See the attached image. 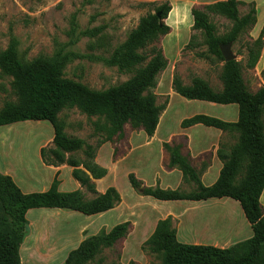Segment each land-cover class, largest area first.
I'll return each mask as SVG.
<instances>
[{
  "label": "trees",
  "instance_id": "16d2710c",
  "mask_svg": "<svg viewBox=\"0 0 264 264\" xmlns=\"http://www.w3.org/2000/svg\"><path fill=\"white\" fill-rule=\"evenodd\" d=\"M248 5L249 11L241 16L240 6ZM172 6L169 2L159 6L155 13L140 19L138 27L119 45L109 58H102L111 67L131 78L106 90L91 89L85 84L65 77V69L75 55L58 50L52 57L39 56L27 61L20 57L19 42L14 34L8 48L0 53V69L12 77V88L17 101H7L0 108V126L26 121H47L54 129L53 147L41 149L46 165L72 167V177L93 197L83 190L61 192L60 172L56 173L51 188L46 192L24 193L16 182L0 172V264H23L20 255L26 237L27 213L33 209L72 210L87 216L107 213L122 202V196L114 186L104 193L98 191L96 180L104 178L108 171L96 162V151L103 144L124 140L126 125L143 130L152 138L158 128L161 115L169 98L159 104L154 92L160 73L169 65L162 48L154 45L161 37L172 32L168 19ZM160 14V15H159ZM193 29L200 31L207 52L197 56H210L224 62L221 80L223 89L214 90L201 77H194L191 85H184L175 74L172 89L188 100L205 101L218 105H237L238 120L224 121L206 114L184 119L183 129L196 125L215 128L230 134L233 144L220 143L218 158L223 164L217 181L206 186L202 170H197L189 155L183 154L184 144L164 143L170 155L169 168L181 171L183 180L194 184L190 193L178 189H164L160 185L146 186L135 173L128 174L132 189L141 196L158 201H204L230 198L238 201L253 230V237L229 248L181 243L177 238L176 220L172 216L160 219L153 234L142 244V251L156 255L159 264H264V87L251 92L242 75L243 64L233 60L225 62L221 46L237 43L242 35L257 23L254 2L220 0L206 4L202 9L193 8ZM210 14L222 16L233 25L225 35H218ZM195 47L193 38L187 49ZM264 48V26L259 37L247 46L246 67L255 69ZM77 108L94 121L95 134L100 138L97 145L71 137L65 132L66 124L59 116L65 109ZM83 151L85 158L76 153ZM83 167L84 169L80 168ZM10 220V224L6 222ZM130 222L116 225L109 232L87 237L78 248L71 251L64 264H89L105 248L114 247L126 238Z\"/></svg>",
  "mask_w": 264,
  "mask_h": 264
},
{
  "label": "rangeland",
  "instance_id": "374dc122",
  "mask_svg": "<svg viewBox=\"0 0 264 264\" xmlns=\"http://www.w3.org/2000/svg\"><path fill=\"white\" fill-rule=\"evenodd\" d=\"M207 1L214 3L220 0H0V53L8 48L12 34L19 42L20 57L27 61L39 56L52 57L58 50L64 49L75 54L64 71L66 78L85 84L91 89L106 90L126 82L132 74L122 73L116 67H108L102 58H109L138 27L142 17L155 13L159 6L169 2L172 11L165 22L171 26L172 32L154 43L163 49L169 60L167 71L160 73L158 85L154 90L158 95L159 104H164L169 98L160 118L161 127L157 140L179 138L181 143H184L186 138L183 134L190 132L193 135L198 134L199 137L220 139V143L233 144L235 139L228 133L223 132L220 135L212 133L204 126L198 127L199 129L195 131H188V128L181 127L180 122L197 114L235 122L238 120L237 105L224 106L188 100L172 89L171 80L175 74L181 77L184 85H191L194 77H201L206 79L214 90L223 89L220 74L224 62L213 56L209 59L197 56L199 52H207L208 47L204 43L202 33L193 29L191 10L202 9ZM249 9L248 5L240 6V15H245ZM210 19L220 36L228 33L233 25L230 20L219 15L210 14ZM260 33L261 31L252 28L242 35L240 41L232 44L236 60L243 64L242 75L251 92H257L264 87V48L255 69L246 67L247 46L254 42ZM192 38L195 47L187 49V44ZM12 80L11 76L4 74L0 69V108L7 101H17ZM59 118L65 122V132L69 136L81 138L87 144L97 145L100 138L94 131L96 118L88 117L77 108L65 109ZM0 128L7 132L3 135L4 138L13 139L12 144L17 143V148H20L23 154L26 152L28 154L29 150L30 154L34 155L35 150L53 147L54 129L47 121L19 122L15 126L11 124ZM149 138L143 130H134L130 125H126L124 140L107 141L96 151V162L108 171L104 178L99 179V188L106 190L110 186L116 187L123 198V203L108 213L91 218L90 221L86 219L83 222H88L84 236L95 235L101 230L109 232L116 225L125 222H130L131 228L126 238L119 240L112 248H105L89 264L160 263L156 255L142 251L141 247L145 241L140 233L146 234L148 228L164 217L167 211H179L184 206L141 196L129 184L127 176L129 172L145 171L148 177L158 166L154 158L149 160L148 156L132 151L133 145L141 149ZM75 156L79 159L85 158L83 151L76 153ZM80 168L84 169L82 166ZM179 189L190 193L195 187L193 183L183 180ZM83 190L88 198L93 197L85 188ZM34 213L38 212L30 214V220L33 219ZM41 218L43 219L35 226V233L40 241L31 250L30 256L23 253L21 260L23 264H64L72 245L65 248L64 253L53 257L52 252L61 242H55L54 246L50 243L52 239L55 240L54 235L59 234L60 240L57 239L63 241L61 245H65L66 239L74 235L78 224L68 221L64 216L44 215ZM6 222L10 224V220L6 219ZM33 229L28 225L26 235L32 233Z\"/></svg>",
  "mask_w": 264,
  "mask_h": 264
},
{
  "label": "crops",
  "instance_id": "0c3cea01",
  "mask_svg": "<svg viewBox=\"0 0 264 264\" xmlns=\"http://www.w3.org/2000/svg\"><path fill=\"white\" fill-rule=\"evenodd\" d=\"M241 1L246 3L254 2L256 4L257 23L254 28H256L257 31H261L264 26V0ZM207 2V4H210V1ZM165 71H167V69ZM172 81L173 80H171V82ZM160 122L155 135L152 138H149V140L145 141L141 149H137L134 145L132 149L134 153L138 152L148 156L149 160L154 158L156 162H158V166L153 171V174L149 175L148 177L144 171L146 168L143 170L144 173H133H135L136 176L142 180L146 186L160 185L164 189H178L183 181V176L181 171L178 169L168 167L170 155L165 150L164 143L173 144L174 142L181 143V141L179 138H161L157 140L161 127ZM17 124L18 123H14L12 126ZM200 126L203 125L193 126L188 128V131H195L196 129H199L198 127ZM2 129L3 128H0V172L4 175L10 176L24 193L48 191L51 188L54 177L58 170L60 172L59 178L61 180V184L59 190L61 192L83 190L80 183L72 177V167L68 165H61L59 167L46 165L41 157V149L38 151L35 150L34 155H31L28 149V154L27 152L26 154H23L21 149L17 148V143L12 144L13 139L4 138L3 135L7 132H3ZM205 129H207V131H212V133L215 132L219 135L223 133L221 130L215 128L205 127ZM183 136L186 138L183 143L185 146L183 149V154L189 155L192 165L197 170L203 171V183L206 186L213 185L217 181L220 175L219 171H221L223 167L222 162L218 158L220 139L209 137L204 138L202 136L199 137L198 134L193 135L190 132H186L183 134ZM4 139L6 141H4ZM13 145L15 147H13ZM144 148L146 150H144ZM96 183L98 185L97 187L99 192L104 193L108 189L101 190L98 184L99 180H96ZM263 199L264 192L261 197V203L264 206ZM161 202H171L175 203V205L184 206L179 211H167L164 213V217L160 218L165 219L168 216H172L174 218L173 220H176L177 238L181 243L229 248L236 243L248 240L253 237L252 227L248 222L240 203L233 199L221 198L204 201ZM33 212L38 213H34L33 219L30 220L29 215ZM44 215H55L56 217L64 216L68 221L78 224L74 235H70L69 238L66 239L65 245H61L63 241H59V234L56 236L54 235L55 240L52 239L50 245L54 246L55 242H61V244L56 245V249L52 252L54 255L53 257L64 253L66 251L65 248L70 247V245H72L70 252L78 248L81 242L89 237L87 235L84 236V232L87 231L86 224L88 222H83L86 221V219L90 221L91 218L97 216H87L76 211L63 209L29 210L26 215L28 225L34 229L32 233L29 232L26 235L22 243L20 249L21 257H23V253L24 255L28 254L30 256L31 250H33L40 241V239L37 237V233H35V226L40 222L41 219H43L41 217ZM160 219H158V221ZM158 221L148 228L146 234L140 233V236H144V241H146L153 234ZM44 240H46V237Z\"/></svg>",
  "mask_w": 264,
  "mask_h": 264
},
{
  "label": "water",
  "instance_id": "95a60500",
  "mask_svg": "<svg viewBox=\"0 0 264 264\" xmlns=\"http://www.w3.org/2000/svg\"><path fill=\"white\" fill-rule=\"evenodd\" d=\"M221 52L225 59V62H229L237 59L236 54H234L232 50V43L222 45Z\"/></svg>",
  "mask_w": 264,
  "mask_h": 264
}]
</instances>
